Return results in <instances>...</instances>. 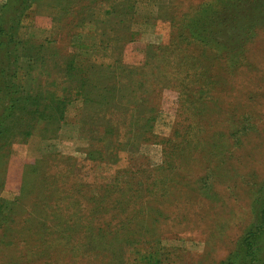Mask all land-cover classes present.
Wrapping results in <instances>:
<instances>
[{"label": "rangeland", "instance_id": "rangeland-1", "mask_svg": "<svg viewBox=\"0 0 264 264\" xmlns=\"http://www.w3.org/2000/svg\"><path fill=\"white\" fill-rule=\"evenodd\" d=\"M118 1L132 5L120 4L123 23L109 17L100 31L126 37L107 53L112 70L85 71L100 82L94 102L70 103L58 130L38 125L0 159V264H139L145 248L157 258L175 249L170 264H219L255 220L264 0ZM54 13L34 2L18 36L33 46L51 39L63 55L71 39L53 35ZM135 98L148 102L129 115ZM104 111L109 118L93 115ZM138 112L154 118L143 127ZM117 124L115 144L90 152Z\"/></svg>", "mask_w": 264, "mask_h": 264}, {"label": "trees", "instance_id": "trees-1", "mask_svg": "<svg viewBox=\"0 0 264 264\" xmlns=\"http://www.w3.org/2000/svg\"><path fill=\"white\" fill-rule=\"evenodd\" d=\"M37 1H42L45 7L47 5L61 12L59 15L51 14V20L53 35L55 31L60 34L65 29L64 35L71 39L69 40L71 50L63 55L59 54V49L51 46V39L33 46L26 44L23 38L18 36L23 21L20 16ZM131 2L135 3V0ZM120 4L122 1L118 0H5L0 6V159L9 157L12 143L30 136L36 126L46 128L47 125L55 124L51 129L58 130V124L66 119L70 103L94 102L89 94L92 89L100 88V82L91 80L85 71L87 68L95 67H107L112 70L113 62H117L115 59L113 62L105 59L107 53L124 40L126 33L123 31L119 36H113L109 34L113 31L112 27L102 32L100 28L109 17H114L117 23H123L118 10ZM131 7V4L124 2L121 8ZM183 24L184 20L179 27H183ZM82 34L91 40H80ZM21 57L27 61L21 62ZM80 57L85 65L82 64L79 68L80 61L77 59ZM195 75L196 72L193 73V77ZM130 101L133 106L129 115H133L136 107H140L139 111L142 110L148 102L142 98ZM84 114L82 106L76 108V117L82 118ZM93 115L105 119L110 117V113L106 111ZM152 118L154 114L147 116L144 112L141 115L138 112L135 123L145 121L142 124L144 127ZM80 121L87 123L84 120ZM111 125L114 127V122ZM122 125L124 126L123 123ZM113 127L107 128L112 130L110 136L99 140L90 152L98 153L97 148L103 141L115 144V137H118L121 125L117 124V130ZM207 179L208 176L203 178L204 187L210 185ZM260 188V196L254 199L252 205L254 222L249 224L244 234L236 241L233 250L219 264H264V183ZM128 245L132 246V243L129 242ZM132 248L134 253L140 254L142 245L137 249L134 246ZM142 251L144 256L140 262L138 261L139 264H170L171 255L176 252L175 249H168L165 257L157 258L158 255L156 257L152 249L145 248Z\"/></svg>", "mask_w": 264, "mask_h": 264}]
</instances>
